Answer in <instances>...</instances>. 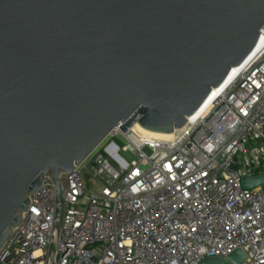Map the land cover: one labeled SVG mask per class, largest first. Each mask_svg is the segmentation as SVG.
Returning <instances> with one entry per match:
<instances>
[{
    "label": "water",
    "instance_id": "water-1",
    "mask_svg": "<svg viewBox=\"0 0 264 264\" xmlns=\"http://www.w3.org/2000/svg\"><path fill=\"white\" fill-rule=\"evenodd\" d=\"M264 0H0V251L46 177L120 127L173 135L262 43ZM264 187V175L244 180ZM237 250L202 264H242Z\"/></svg>",
    "mask_w": 264,
    "mask_h": 264
},
{
    "label": "built area",
    "instance_id": "built-area-1",
    "mask_svg": "<svg viewBox=\"0 0 264 264\" xmlns=\"http://www.w3.org/2000/svg\"><path fill=\"white\" fill-rule=\"evenodd\" d=\"M131 130L115 128L61 176L57 233L56 186L44 179L0 264H202L237 250L242 264H264V187H244L264 175V46L207 114L170 139Z\"/></svg>",
    "mask_w": 264,
    "mask_h": 264
},
{
    "label": "bare ground",
    "instance_id": "bare-ground-1",
    "mask_svg": "<svg viewBox=\"0 0 264 264\" xmlns=\"http://www.w3.org/2000/svg\"><path fill=\"white\" fill-rule=\"evenodd\" d=\"M262 43L257 51V53L255 55H253V57H251V59L241 68H235L234 69V73H233V77L231 78V80L227 83V85H225L224 87H222L219 90H214V95L212 97V99L209 101V103L207 104V106L198 114L196 115V117H194V119H198L202 116H204L205 114H207V112L210 110L212 104L214 103V101L220 96V94H222L228 87L229 85L236 79L238 78V76L248 68V66L251 64V62L254 60V58H256L258 56V54H260L263 46H264V38L261 39ZM133 136L134 139H139L138 135L140 134L142 137L144 136L145 138H149V139H156V140H168L170 139V135H162V134H155V133H151L148 132L146 130H143L142 128H140L139 126L135 125L131 132H130ZM139 135V136H140Z\"/></svg>",
    "mask_w": 264,
    "mask_h": 264
},
{
    "label": "rangeland",
    "instance_id": "rangeland-1",
    "mask_svg": "<svg viewBox=\"0 0 264 264\" xmlns=\"http://www.w3.org/2000/svg\"><path fill=\"white\" fill-rule=\"evenodd\" d=\"M140 135V134H139ZM139 135H138V137H139ZM141 136V135H140ZM111 139L109 138L106 142H105V144L102 146V147H104L109 141H110ZM115 142L122 148V147H124L125 145H127V143L124 141V140H122V139H118V140H115ZM121 156L126 160V161H128V162H130V163H132V162H134L135 161V157L132 155V154H130V153H124V152H121Z\"/></svg>",
    "mask_w": 264,
    "mask_h": 264
}]
</instances>
